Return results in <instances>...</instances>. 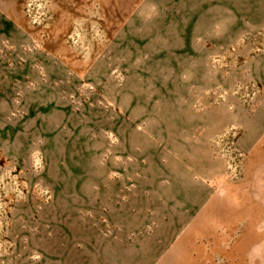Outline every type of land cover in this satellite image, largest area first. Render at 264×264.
I'll list each match as a JSON object with an SVG mask.
<instances>
[{"label": "rangeland", "instance_id": "obj_1", "mask_svg": "<svg viewBox=\"0 0 264 264\" xmlns=\"http://www.w3.org/2000/svg\"><path fill=\"white\" fill-rule=\"evenodd\" d=\"M0 264H264V0H0Z\"/></svg>", "mask_w": 264, "mask_h": 264}]
</instances>
